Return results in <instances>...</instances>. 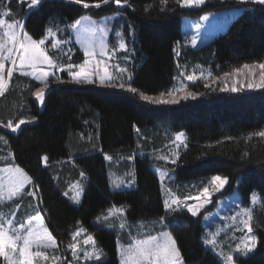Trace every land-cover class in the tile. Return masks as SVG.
Returning a JSON list of instances; mask_svg holds the SVG:
<instances>
[{
  "label": "trees",
  "instance_id": "1",
  "mask_svg": "<svg viewBox=\"0 0 264 264\" xmlns=\"http://www.w3.org/2000/svg\"><path fill=\"white\" fill-rule=\"evenodd\" d=\"M29 5L30 0H0V10L8 9L9 17L19 21L23 33L34 40L45 38L49 29L68 28L86 15L102 18L120 13L133 57L131 87L137 89L135 94L128 90V84L123 89L81 85L62 73L59 79L50 78L44 108L40 109L36 92L41 83L13 73L0 95V166L7 165L11 155L29 175L38 208L62 256L70 258L68 245L83 225L103 250L104 260L91 264H120L117 233L93 225L96 218L117 206L128 207L129 224L168 216L167 224L185 264H222L203 244L204 214H166L160 181L151 169L155 162L149 154L165 145L164 132L184 131L186 150L175 164L162 163L176 174V193H195L214 175L229 179L227 193L238 186L245 202L257 191L261 204L254 212L253 228L258 246L237 263L264 264V136L258 135L264 132V88H249L246 80L233 93L232 84L224 85L229 89L226 91L222 85L197 80L174 104L145 102L139 96L143 93L155 100L168 97L177 73L176 48L183 40L184 19L199 21L211 14L244 10L207 46L198 50L186 46L179 58L181 64L211 66L219 78L240 73L245 64L264 63V5L256 0H206L195 8H186L182 0H121L120 5L115 0L107 4L102 0H81L80 4L41 0L38 5ZM52 44L48 41L46 49L62 64L85 60L76 45L73 58H60ZM189 93H195V98ZM20 120L25 123L20 124ZM9 122L11 128L6 127ZM140 144L145 156H135L132 161L136 188L111 191L106 155L131 156L140 152ZM130 163L127 161L125 167ZM81 174L88 182L81 205L75 206L64 197L63 182ZM187 184L197 189L189 191Z\"/></svg>",
  "mask_w": 264,
  "mask_h": 264
},
{
  "label": "rangeland",
  "instance_id": "2",
  "mask_svg": "<svg viewBox=\"0 0 264 264\" xmlns=\"http://www.w3.org/2000/svg\"><path fill=\"white\" fill-rule=\"evenodd\" d=\"M206 1V0H205ZM205 3V2H204ZM184 5V4H183ZM186 8H195L201 6L200 4H194L191 6H186ZM244 10H230L222 13L211 14L203 17L199 21H193L190 19H184L183 24V40L177 46L176 51V66L177 73L175 77V82L172 88L169 90L168 97L162 98L164 100L176 99L180 100L184 92L189 88V85L197 80H205L209 85H222L225 84L239 85L243 81H250L253 83L255 81H260L261 73L264 70L260 69L258 66H250L248 69L240 70V73H236L230 76H223L216 78L211 66H205L202 64H195L194 66L181 64L179 58L181 56L182 50L189 46L194 50H198L210 44L214 37L222 31H225L230 26V23L234 18L238 17ZM8 9L0 10V19L6 20L8 23H15L17 20L11 19L9 17ZM122 14H113L102 18H95L90 15L83 16L79 18L76 22L71 24L68 28H63L61 30H51L49 29L46 33L45 44L41 46L42 50L46 55L52 60L53 63L58 65H63V69H48L46 64H40L38 67H43L45 70L54 71L58 77L62 73H67V64H62L58 62L55 58L51 57L46 49V43L52 41L54 44L59 41V44L55 48L60 52V58H73L75 55V50L73 49L76 45L79 50L84 54L85 60L95 61L101 60L108 64L109 71L113 75H117V72L113 70V64H119L121 68L128 69L127 73L119 74L118 79L121 81H127L128 75L130 74L133 80V57L130 51L129 45L127 43L124 34V21L122 20ZM54 33V35H51ZM23 28L20 30V35L23 36ZM69 34V36H67ZM28 35V34H27ZM193 40L195 43H193ZM124 43L125 48H120V44ZM0 44L5 46V51L3 56H7V48L11 47L8 39V30L5 27H0ZM103 45V48H101ZM85 48L92 50L95 55L93 57H88L85 55ZM70 50V51H69ZM13 57L17 60L14 66L11 60H4L5 63V88L9 85L11 77L7 76L9 70L13 73L23 75V72L31 71L30 68L25 67L21 69L19 67V58L16 52H13ZM194 76L195 78L191 81L187 79L188 76ZM29 78L35 80L33 76H28ZM50 78L53 77H49ZM131 80V82H132ZM38 83L40 81L35 80ZM127 84V83H126ZM3 91V92H4ZM2 92V93H3ZM0 93V95L2 94ZM183 133L181 141L176 140V136ZM186 132H179L174 134L172 131L164 132L163 137L165 140V145L161 149L152 151L149 155L150 160L155 162L151 166L152 171L157 175L160 181L161 191L163 195V201L165 199L171 202L172 199L179 197V206L173 205L178 211H187L186 205H196L203 204L200 208L198 216L204 214L203 224L205 226V234L203 238V244L205 248L210 251L222 264H227L224 257L231 254L233 258V264H238L237 260L239 258H245L252 255L258 246V237L253 228V215L255 210L261 204V196L255 191L251 194L248 202H245L240 194L238 186L234 191L228 192V183L219 190H216L215 183L213 182V177L219 176L214 175L203 181V188L195 193H188L185 196L176 193V174L169 168L164 167L162 163L175 164L183 151L186 150L187 140ZM90 139L92 138L89 137ZM88 138V139H89ZM81 139L82 136H81ZM144 146L140 144L139 151L133 155H119V157H112L111 160H107L108 167V177L110 182L111 191H121V190H131L137 186V177L134 163L135 156L144 157ZM109 156V155H106ZM117 156V155H116ZM3 158H0L2 160ZM46 160V159H45ZM175 160V163L172 161ZM7 161L9 163L4 166H0V222H6L8 219L13 221L12 228L19 230V235H26V230L29 227V221H32V227H43L48 230L44 217L40 212L36 195H30L34 193L32 189V181L29 175L17 164L14 163L13 156H7ZM127 161H130V165L125 167ZM70 163H73L72 160ZM64 164L60 165L63 166ZM16 169H22L23 173L29 178L28 182L25 183L23 189L19 193L10 191V175L15 174ZM161 173L164 174V179L161 180ZM221 178H225L220 176ZM57 179V178H56ZM87 179L83 174L79 178L74 180H69L65 178L63 182V194L64 197L73 205L80 206L85 195ZM195 186L186 185L187 190H191ZM208 188L210 193V198L203 194V189ZM194 189H197L195 187ZM26 195V197H24ZM255 195V199L253 196ZM199 196V200L196 197ZM18 200H22L18 204ZM206 200L210 202L205 203ZM111 214L109 210L104 214L99 216L93 221V225L97 227H102L109 230H114L117 233V252L119 263L127 259L129 254V246L134 245L136 240L145 239L148 236L159 237L162 232L170 234L173 240H175L174 235L171 232L170 226L167 224V217L161 219L150 220V221H139L137 223L129 224L126 217V212L128 207H117L112 208ZM121 209L122 211H117ZM165 209V208H164ZM174 212H167L166 214H171ZM188 212V211H187ZM39 215L43 221L42 225L38 221H34L33 217ZM249 215L251 219L249 223L252 225L253 232L249 234L247 228L244 226V221L248 220ZM123 224L124 227L121 228L120 225ZM78 229H83L81 234L73 240L72 243L76 244L75 252L78 254V259L73 255V249L69 247L70 258L63 257L58 243L56 241L55 248H42L41 250L45 252L48 256L47 260L41 258L34 259V264H91L98 263L104 260L103 250L94 237L86 227L80 225ZM77 229V230H78ZM158 229L157 233H151ZM128 230V235L127 231ZM11 235V232H9ZM52 235V233H51ZM91 235L93 240L84 243L87 237ZM248 235H255L257 238V243L255 247L251 248L249 251L241 252L237 250L236 245L242 244L243 240ZM53 236V235H52ZM214 239V244H208L207 241ZM176 247L178 249L177 242L175 240ZM179 250V249H178ZM31 251L35 252L36 249L33 247ZM85 252L88 253V257L85 258ZM180 252V251H179ZM11 255V253H10ZM57 257V259H53ZM3 264L6 261L3 257H0ZM15 259V257H13ZM181 264H185L181 253H180ZM131 264V262H129Z\"/></svg>",
  "mask_w": 264,
  "mask_h": 264
},
{
  "label": "snow or ice",
  "instance_id": "3",
  "mask_svg": "<svg viewBox=\"0 0 264 264\" xmlns=\"http://www.w3.org/2000/svg\"><path fill=\"white\" fill-rule=\"evenodd\" d=\"M23 2V0H21ZM75 3L80 4L81 0H74ZM104 4L109 3V0H102ZM179 2V0H178ZM183 4L186 6H191L194 4L203 5L205 0H182ZM257 3L264 5V0H256ZM41 3V0H30V7L34 5H38ZM117 5L121 4V0H115ZM99 7L100 4L97 3L95 5ZM85 8L89 7V5L85 4ZM207 17H205L206 19ZM78 23V21H77ZM0 27H5L8 30V39L11 44V47L7 48V56H3V52L5 51V46L0 44V93L4 91L5 88V63L4 60H11L12 64L15 66L17 60L13 57V52L15 51L19 58V67L21 69L28 67L31 71L23 72L25 76H33L35 80L41 82V87L36 92V98L38 100L44 99L45 89L49 87V77H53L54 79H59L54 71H50L51 69L60 68L63 69V65H58L52 62L48 55L42 50L41 46L45 44V40H34L31 36L24 34L20 35V30H22L23 25L16 21L15 23H8L4 19H0ZM54 35V33H51ZM193 43L195 41L193 40ZM59 44H52L53 48H56ZM103 48V45H101ZM120 48L124 49L125 44L121 43ZM70 51V50H69ZM85 55L88 57H93L95 53L89 48H85ZM40 64H46L48 69L45 70L43 67H38ZM245 69L250 68L248 64L243 66ZM258 67L264 70V63L258 65ZM112 68L117 72V75H113L109 71V66L106 62L101 60H84L83 63L73 64L72 62L67 63V72L72 82L77 84H88V85H100V86H110V87H119L121 89L125 88V84H128V90L131 93H137V89L135 87H131L132 77L129 74L127 81H121L118 79L119 74H124L128 72V69L121 68L119 64H113ZM227 75V73L225 74ZM7 76H12V71L9 70L7 72ZM195 77L190 75L187 77L189 81L193 80ZM249 88H264V72L261 73L259 83H250L248 85ZM229 90L227 86L225 89ZM240 89H238L235 85H233L230 89L231 92L236 93ZM189 95L195 98V93H189ZM140 98L145 102L152 103H161V104H174L178 101L176 99L171 100H155L153 97L144 95L143 93H139ZM163 96V93H161ZM187 99V96L184 97ZM24 120H20V124H24ZM6 127L11 128V122H9ZM19 127V125H17ZM139 131V130H137ZM259 136H264V132L258 133ZM183 133H180L176 136L177 141H181V137ZM107 160H111V156L105 157ZM175 163V160L172 161ZM161 180L164 179V174L161 173ZM215 183L216 190L222 189L227 183V177L221 178L220 176H215L212 178ZM29 178L26 174L23 173L22 169H16L15 174L10 175V191H14L15 193H19L21 189H23L26 182H28ZM203 194L206 197L210 198V193L208 188L203 189ZM30 195H35V193H30ZM199 200V196L196 197ZM255 199V195L253 196ZM210 202V200H206L205 203ZM179 197L172 199L171 202L165 199L163 201L164 208L167 212H174L177 209L173 207V205L179 206L180 204ZM187 211L191 214V216L195 217L198 215L200 208L203 207V204L196 205H186ZM117 211H122L121 209H117ZM112 209H109V213L111 214ZM251 216L249 215L248 220L244 221V226L247 228V232L251 234L253 232L252 225L249 223ZM34 221H38L41 225L43 223L41 217L36 215L33 217ZM161 222H163V217H161ZM13 221L8 219L6 222H0V257H3L6 261V264H34V259L41 258L43 260H47L48 256L42 251V248H55L56 241L55 238L48 232L46 228L43 227H32V221H29V227L26 230V235H19V230H15L12 228ZM121 228L124 227L123 224L120 225ZM83 229H78L73 233V240L81 234ZM11 232V235H9ZM93 240V237L89 235L84 243H88ZM208 244H214L215 240L211 239L207 241ZM257 243V238L255 235H248L244 238L242 244H237V250L241 252L249 251L251 248L255 247ZM35 247L36 251L33 252L31 249ZM68 247L72 248L73 255L77 257L78 254L75 252L76 244H70ZM11 253V255H10ZM15 257V259H13ZM88 257V253L85 252V258ZM53 259H57V257H53ZM227 264H233V258L231 254H228L224 257ZM181 264L180 260V252L176 247L175 240L172 239L170 234L166 232H162L159 237L157 236H148L145 239L136 240L134 245L129 246V254L127 259H125L122 264Z\"/></svg>",
  "mask_w": 264,
  "mask_h": 264
},
{
  "label": "water",
  "instance_id": "4",
  "mask_svg": "<svg viewBox=\"0 0 264 264\" xmlns=\"http://www.w3.org/2000/svg\"><path fill=\"white\" fill-rule=\"evenodd\" d=\"M46 95H47V92L44 93V99H43L42 101H41V100H38V99L36 98L37 106H38L40 109H43V108H44Z\"/></svg>",
  "mask_w": 264,
  "mask_h": 264
}]
</instances>
